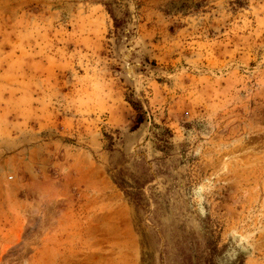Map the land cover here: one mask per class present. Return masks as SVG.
Here are the masks:
<instances>
[{
	"label": "rangeland",
	"instance_id": "1",
	"mask_svg": "<svg viewBox=\"0 0 264 264\" xmlns=\"http://www.w3.org/2000/svg\"><path fill=\"white\" fill-rule=\"evenodd\" d=\"M0 264H264V0H0Z\"/></svg>",
	"mask_w": 264,
	"mask_h": 264
},
{
	"label": "trees",
	"instance_id": "2",
	"mask_svg": "<svg viewBox=\"0 0 264 264\" xmlns=\"http://www.w3.org/2000/svg\"><path fill=\"white\" fill-rule=\"evenodd\" d=\"M115 20V25L119 26V22L116 18H114ZM135 109L137 110L138 114H137V122H141L144 118V111L142 110L141 106L138 105L137 103H133Z\"/></svg>",
	"mask_w": 264,
	"mask_h": 264
}]
</instances>
